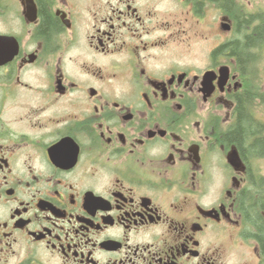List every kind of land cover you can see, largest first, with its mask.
I'll return each instance as SVG.
<instances>
[{
	"label": "flooded vegetation",
	"instance_id": "obj_1",
	"mask_svg": "<svg viewBox=\"0 0 264 264\" xmlns=\"http://www.w3.org/2000/svg\"><path fill=\"white\" fill-rule=\"evenodd\" d=\"M261 7L0 0V264H264V110L229 45ZM243 96L261 152L227 136Z\"/></svg>",
	"mask_w": 264,
	"mask_h": 264
},
{
	"label": "trees",
	"instance_id": "obj_2",
	"mask_svg": "<svg viewBox=\"0 0 264 264\" xmlns=\"http://www.w3.org/2000/svg\"><path fill=\"white\" fill-rule=\"evenodd\" d=\"M230 1H228V5ZM252 20L249 15L237 20V31L242 35L240 39L231 41L229 45L233 48V53L237 56L239 62L246 68L251 69L254 66L255 50H258L264 42V21L257 26H252ZM57 20L43 8V22L39 27L41 34L49 36L51 30L57 27ZM239 123L228 133V139L237 143L248 145L250 152L263 151L262 136L259 132L262 127L261 123L256 122L247 105L249 98L243 96V101H239ZM241 116V117H240ZM241 125V126H240ZM253 137V138H252ZM251 139V140H250ZM256 184V185H255ZM254 184L253 192L245 198V206L247 215L250 216L254 225L257 227V238L261 242L264 252V217L261 210H264V192L262 190V182Z\"/></svg>",
	"mask_w": 264,
	"mask_h": 264
},
{
	"label": "rangeland",
	"instance_id": "obj_3",
	"mask_svg": "<svg viewBox=\"0 0 264 264\" xmlns=\"http://www.w3.org/2000/svg\"><path fill=\"white\" fill-rule=\"evenodd\" d=\"M259 2L261 6H264V0H256ZM260 11H264V7H261ZM205 47L208 46V44H204ZM196 49L200 47L199 44L195 45ZM255 63L254 66L251 69H248V74L252 77L251 83L255 85V88H258L257 93L261 97H259L258 101L260 103V106L263 107L264 110V42L263 45L260 46L258 50H255ZM264 120V115H263ZM259 172L264 175V158L259 160L257 162Z\"/></svg>",
	"mask_w": 264,
	"mask_h": 264
},
{
	"label": "bare ground",
	"instance_id": "obj_4",
	"mask_svg": "<svg viewBox=\"0 0 264 264\" xmlns=\"http://www.w3.org/2000/svg\"><path fill=\"white\" fill-rule=\"evenodd\" d=\"M241 117V116H240ZM241 126V125H240ZM253 138V137H252ZM251 140V139H250ZM251 161V160H250Z\"/></svg>",
	"mask_w": 264,
	"mask_h": 264
}]
</instances>
